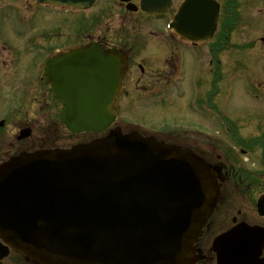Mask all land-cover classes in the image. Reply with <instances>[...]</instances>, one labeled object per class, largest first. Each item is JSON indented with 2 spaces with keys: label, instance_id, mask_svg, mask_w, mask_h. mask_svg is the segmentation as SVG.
<instances>
[{
  "label": "water",
  "instance_id": "95a60500",
  "mask_svg": "<svg viewBox=\"0 0 264 264\" xmlns=\"http://www.w3.org/2000/svg\"><path fill=\"white\" fill-rule=\"evenodd\" d=\"M66 1L89 7L97 0ZM155 1L142 0V10L162 11ZM217 12L212 0H185L170 27L207 41ZM70 58L47 71L61 121L73 133L100 134L114 119L119 63L95 46ZM215 195L211 173L194 157L110 129L70 149L22 153L0 165V237L37 264H194V243ZM7 246L0 243V264ZM263 247L264 230L245 223L211 246L217 264H264Z\"/></svg>",
  "mask_w": 264,
  "mask_h": 264
},
{
  "label": "flooded vegetation",
  "instance_id": "af4514ba",
  "mask_svg": "<svg viewBox=\"0 0 264 264\" xmlns=\"http://www.w3.org/2000/svg\"><path fill=\"white\" fill-rule=\"evenodd\" d=\"M179 3L172 0L164 16L157 18L140 9V0H100L87 10L0 0V104L12 107L0 115V128L11 116L60 119V104L50 94L52 78L46 77L47 63L55 70L73 61L70 55L95 43L124 64L122 89L115 101L117 125L161 137L194 154L211 170L217 197L196 243V264H215L209 252L214 236L240 222L264 228V214L257 209V200L264 195V111L250 113L245 107L248 99L264 105V70L252 74L253 67L247 76H240L247 102L236 112L232 99L241 89L234 84L235 73L248 67L234 65L230 49L219 47L216 34L206 43L189 45L173 34L167 25ZM112 6L119 11L109 13ZM94 8L92 24L89 11ZM109 20L119 32L108 36L103 25L106 29ZM94 31L98 36L92 39ZM220 36L226 39L228 34ZM166 107L179 117L171 124L163 120L150 126L149 121ZM20 151L24 150L0 156V164ZM7 257L12 264H35L15 252ZM4 259L2 263L9 264Z\"/></svg>",
  "mask_w": 264,
  "mask_h": 264
},
{
  "label": "rangeland",
  "instance_id": "374dc122",
  "mask_svg": "<svg viewBox=\"0 0 264 264\" xmlns=\"http://www.w3.org/2000/svg\"><path fill=\"white\" fill-rule=\"evenodd\" d=\"M216 1L220 4V7L222 6L219 11V21L215 37L220 41L219 47L230 49L231 52H229V54L234 60V65L248 67L243 70L240 69L242 75L247 76L249 74L248 71L253 70V67H255V72H253L252 74L260 75L259 70H264V42L259 41L260 38L264 37V0ZM100 7L104 9L103 6ZM110 10L108 11L109 13H116L119 11L116 6H112ZM95 12L96 8L89 11V16L91 15L92 17L90 18L92 24L95 20ZM125 15L132 19L137 17V15L134 14L127 13ZM112 24L113 21L109 20V23L106 25V29L105 25H103V29L106 30L108 36L112 33L115 34L119 32V29L114 28ZM223 33L228 34V37L226 39L220 36ZM91 36L92 39H95L98 36V32L94 31ZM99 36H103V34ZM103 38H105L106 40L105 36H103ZM222 43H225V46H223ZM205 47L208 46L206 45L204 46V48ZM224 55L225 54L223 53L219 58L223 59ZM233 69L238 70L234 67ZM256 70H258L259 72H257ZM236 77L237 75L235 76V78ZM256 81L257 79L255 80V82ZM234 84L235 86H239L241 89V91H238L240 93L234 94V99H232L231 104V107L237 112V108L240 106L243 107L244 103L247 101L245 95L242 96V89L245 87L244 80L236 79V81H234ZM248 101V105H245L248 112L257 113L260 112L259 109H262V111H264V105H259L258 102H254L251 99H248ZM36 107L38 106H34L33 108ZM241 107L239 109H241ZM11 108V106L0 104V115L7 113L9 110H11ZM168 111L169 109H167V107L163 109L162 112L158 113L154 120H151V122L149 121V125L152 127L157 126L158 123L163 120H168L167 122L171 124L174 119L179 117L178 114ZM127 112L132 111L128 109ZM128 114L131 116V113ZM151 116H153L152 112H150L149 114V117ZM24 117H26V115H22L17 118L11 116L10 118L6 119L5 128H0V156H7L9 154H12L16 149H37L41 146L48 145L67 147L85 139V136L83 135L74 136L69 134L61 126L59 119H56V117L55 120L49 119V117L41 118L42 116L39 115H35L34 119H23ZM50 123L52 124L47 126ZM24 126H29L30 128H32V134L27 139L17 141L16 135L18 134V130L23 128ZM48 128H50V130ZM4 261L12 264L9 257L5 258Z\"/></svg>",
  "mask_w": 264,
  "mask_h": 264
}]
</instances>
